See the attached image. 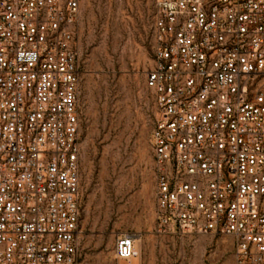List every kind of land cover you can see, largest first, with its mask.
I'll use <instances>...</instances> for the list:
<instances>
[{
    "label": "built area",
    "instance_id": "1",
    "mask_svg": "<svg viewBox=\"0 0 264 264\" xmlns=\"http://www.w3.org/2000/svg\"><path fill=\"white\" fill-rule=\"evenodd\" d=\"M80 3L0 0V264H82ZM153 40L157 228L264 264V0H157Z\"/></svg>",
    "mask_w": 264,
    "mask_h": 264
},
{
    "label": "rangeland",
    "instance_id": "2",
    "mask_svg": "<svg viewBox=\"0 0 264 264\" xmlns=\"http://www.w3.org/2000/svg\"><path fill=\"white\" fill-rule=\"evenodd\" d=\"M156 1L80 3L82 264H234L228 236L157 228V110L146 85ZM121 232L136 234L132 261L115 256Z\"/></svg>",
    "mask_w": 264,
    "mask_h": 264
},
{
    "label": "bare ground",
    "instance_id": "3",
    "mask_svg": "<svg viewBox=\"0 0 264 264\" xmlns=\"http://www.w3.org/2000/svg\"><path fill=\"white\" fill-rule=\"evenodd\" d=\"M134 258H136V257H134ZM134 258H132L131 261H132Z\"/></svg>",
    "mask_w": 264,
    "mask_h": 264
}]
</instances>
